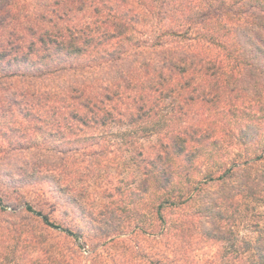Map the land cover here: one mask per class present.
<instances>
[{
  "label": "trees",
  "instance_id": "obj_1",
  "mask_svg": "<svg viewBox=\"0 0 264 264\" xmlns=\"http://www.w3.org/2000/svg\"><path fill=\"white\" fill-rule=\"evenodd\" d=\"M254 76L264 79V0H0V100L76 137L89 156L80 180L98 177V155L129 153L141 173L86 222L28 202L17 221L0 200V264H264V223L240 240L232 204L264 205V149L232 161L226 149L264 134Z\"/></svg>",
  "mask_w": 264,
  "mask_h": 264
},
{
  "label": "rangeland",
  "instance_id": "obj_2",
  "mask_svg": "<svg viewBox=\"0 0 264 264\" xmlns=\"http://www.w3.org/2000/svg\"><path fill=\"white\" fill-rule=\"evenodd\" d=\"M254 77L256 79L249 78L245 80H249L248 82H251V80H262L264 82L263 77ZM7 83L10 82L8 81ZM17 84L19 83L13 84L14 88H11V91H14L15 87L19 86H16ZM258 91H264V89L259 88ZM28 111L22 105V101H19L17 105H11L9 101L0 100V200L6 206L5 211L2 210V214L9 215V212L15 210L12 212L18 213L15 216V220L19 221V215L23 213L21 210L24 208L25 203L28 202L37 209H43L51 213L56 221L82 219L86 222V219L82 217L84 214L88 216L92 210L96 211L95 209L100 206L101 202L111 200L107 196L109 191L130 185L133 182L132 175H137L138 178L141 176L138 166L131 159L130 154L126 153L124 157L108 155L107 157L111 158V161H108L106 157L95 156L93 160L99 163V166H93V168L98 169V177L86 174L80 180V174H84V167L89 162L86 158L89 156L85 155L87 153L86 150L80 149L79 145L73 142L76 138L74 136L71 138L62 137L61 135L56 136V133H51L54 130L52 125H48V117H46L45 123H41L33 119L34 110L32 108L30 109L31 112ZM27 113L31 114L26 115ZM221 124L216 120L213 127L220 130ZM244 126L250 128L248 123L244 124ZM236 127L238 126L234 124L230 130L239 134V130ZM127 128L128 126L116 125L114 131L121 133ZM155 140L156 137L154 136L145 138L143 141L148 143ZM37 142H41L39 144L41 147L29 149V145L35 146ZM63 142H65V145L62 144ZM235 142L234 137L226 141L228 143L226 149L229 161H232L235 154L246 146L251 157L263 154L264 134H259L258 138L254 137V139L241 146H237ZM56 145H61L58 150L50 151L47 149ZM81 145L85 144L82 143ZM78 147V150L71 151V149ZM96 147L91 146L88 149L94 150ZM73 154L75 155L73 156ZM77 157H80L81 161L74 164L73 160L77 159ZM115 157L118 159H114ZM60 164H65V166L60 168ZM262 164L264 165V160L258 164V171H264ZM71 168L72 172H70ZM106 172H109L108 179L106 178L107 175L104 174ZM228 181L230 184L233 179L230 178ZM73 185H77L79 188H88H85L87 195L83 197L79 192H75ZM213 187V194L215 195L231 190L229 185L225 187L214 185ZM104 189L107 191L101 195L100 193L104 192ZM94 191L95 193L93 194L92 192ZM73 196H76V199L82 202V207L79 203L72 201ZM120 198V194L115 193V199L118 200ZM238 199V201L236 200L237 202L234 201L232 203L233 208L238 209L242 213V217L236 218L237 220L235 221L237 223V235L242 241L253 240L257 236V233L253 231V221L259 220L261 225L264 223V205H259L250 199ZM253 209L261 215L254 216L255 212ZM63 211H67L68 216H64ZM214 251L215 247L209 246L198 251L197 254Z\"/></svg>",
  "mask_w": 264,
  "mask_h": 264
}]
</instances>
